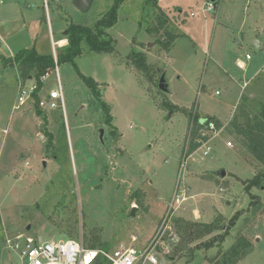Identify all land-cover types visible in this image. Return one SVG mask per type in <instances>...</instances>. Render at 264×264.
<instances>
[{
	"label": "rangeland",
	"instance_id": "obj_1",
	"mask_svg": "<svg viewBox=\"0 0 264 264\" xmlns=\"http://www.w3.org/2000/svg\"><path fill=\"white\" fill-rule=\"evenodd\" d=\"M45 1L31 0L38 9L25 17L36 30L39 18L45 20L47 12L51 15V31L45 21L40 39L45 43L43 49L58 59L69 45L68 27L94 28L115 0H93L85 12L74 0ZM211 2H124L117 24L107 31L114 41L113 53L90 52L82 45L83 54L75 60L83 75L102 84L105 100L111 105L109 113L115 118L108 124L99 99L79 78L74 65L60 64L65 113L58 109L48 114L54 140L46 130L47 148L39 147L35 140L38 120L25 113L35 105L28 102L23 109L12 110L17 92L13 68L17 66L6 65L18 46L25 48L30 43L23 35L9 42L0 38V133L10 120L13 124L6 139L0 134V160L6 162L0 178V264H11L14 258L17 261L6 243L19 235L45 241L83 236L89 248L95 245L113 252L126 245L144 251L151 248L161 227L163 246L151 248L159 264H206L204 254L210 262L230 264L224 260L231 248L245 242L251 244L247 249L252 252L240 264L264 263V178L258 186L246 188L255 176L264 173V166L243 147L242 138L230 125L235 116L245 124L247 119L250 123L264 121V46L260 52L250 43L257 37L264 44V16L255 13L247 0H214L217 11L203 14V6ZM257 3L263 10L264 0ZM8 5L7 1L5 7ZM167 8L177 11L163 10ZM6 9L1 12L0 25L16 23L20 13L14 7ZM178 12L187 18V26H182ZM225 28L233 32L229 40ZM240 32L249 34V39L239 43L243 38ZM168 33H180L174 50L159 44ZM63 39L65 46H53ZM132 51L145 56L148 74L134 66ZM216 53L220 60L225 58V73L215 63ZM248 53L250 61L245 58ZM238 59L247 62L245 72L236 65ZM162 78L166 91L160 89ZM57 88L53 71L46 89ZM195 112L201 123L210 117L205 115H212L221 118L223 126L212 132L203 130L202 138L207 141L186 157L190 117ZM27 116L32 119L25 123ZM207 144H212V151L204 155ZM25 158H31L30 171L21 163ZM222 171L227 173L224 180L216 176ZM215 180L225 181L229 196H221ZM183 190L197 197L192 200L188 196L189 200L182 202ZM193 203L205 218L196 220L186 211L184 206ZM217 208L227 217L214 214ZM212 223L219 224L220 230L204 234V225ZM188 227L198 230V237L186 235ZM258 235L260 243L255 241ZM211 243L213 247L208 248ZM140 264L152 263L142 260Z\"/></svg>",
	"mask_w": 264,
	"mask_h": 264
},
{
	"label": "trees",
	"instance_id": "obj_2",
	"mask_svg": "<svg viewBox=\"0 0 264 264\" xmlns=\"http://www.w3.org/2000/svg\"><path fill=\"white\" fill-rule=\"evenodd\" d=\"M126 1L127 0H115L110 10L105 14V16L97 21L94 28L71 24L66 31L69 45L65 48L64 52L58 55L57 59L58 65L63 63H72L74 65L79 78L84 84L87 85L92 94L99 99L100 106L107 117L108 124H111L112 117L109 113V105L102 100V90L100 89V85L92 78H87L84 76L80 72L79 68L75 65V60L83 54L82 45L88 47L90 52L98 54L113 53L114 41L108 35L107 31L117 24L118 11ZM164 18L167 19L166 17ZM161 24L163 23L161 22ZM149 32L153 34V31ZM178 38L179 36L168 33L167 39L160 40L159 44L163 47V49L168 50ZM131 57L137 70L144 74L149 73V65L147 64L145 56L142 53L132 51ZM9 62L17 66L18 71L20 72V77L23 80L27 79L29 76H34L39 87L42 86L40 81L41 77H43L49 70L56 68L55 60L52 55H40L35 51V49L22 50L17 55H15V57L11 58ZM149 79L152 80L151 77H149ZM35 97L38 98L37 95H35ZM36 109L40 114L38 106H36ZM262 112V115L264 116V111ZM242 114H244L243 110ZM238 118L239 117L235 116V118L231 121V127H233L237 136L242 138L241 142L243 147L249 151V153L255 158L257 162L264 166V121L257 120L254 123H250V119H247L245 124L240 123ZM201 119L202 118H200L197 112H195L194 115L190 117L191 128L188 133V139L190 143L188 144L189 147L185 153L186 157H189L191 154L196 152L201 147L202 143L207 141L206 139L202 138L200 134V130L204 127V124L208 125L210 122H213L215 123L217 129H220L223 126L218 119L206 117L204 118V123H201ZM262 178H264V173L255 176L249 182L246 188L249 189L251 187L258 186L262 181ZM138 204H141V202L138 201ZM184 225L186 226L187 223ZM219 226V224L216 225L215 223L204 225V234L210 235L220 230ZM197 233L198 230H193V227H188L186 229V235L188 236L194 237L197 235ZM207 247L212 248V243ZM250 247L251 244L249 242L233 246L230 250L231 254L229 252L230 255L224 260V263L229 261L230 264H237L238 261L249 254V249L247 248ZM90 248L97 249L95 245L90 246ZM245 249L247 250L245 251Z\"/></svg>",
	"mask_w": 264,
	"mask_h": 264
},
{
	"label": "built area",
	"instance_id": "obj_3",
	"mask_svg": "<svg viewBox=\"0 0 264 264\" xmlns=\"http://www.w3.org/2000/svg\"><path fill=\"white\" fill-rule=\"evenodd\" d=\"M209 10H215L213 2L208 4ZM56 56V55H55ZM57 57V56H56ZM55 59L56 68L49 70L40 81L42 86L39 87L37 81L31 86L26 85V81L22 78L19 86V96L15 109H21L28 102L44 112L56 111L58 109H65V99L62 85L59 79L57 58ZM247 60H251V55L246 56ZM241 69H245L238 62ZM55 72L57 76V89L50 90L47 94H43L44 84L49 76ZM245 87L247 84L244 85ZM37 95L38 98L35 97ZM208 129L211 132L216 131V125L210 122L208 125L200 130L201 136H205L203 130ZM232 147L231 143H228ZM178 198L176 202L185 201V198ZM163 230L161 227L156 237L154 238L151 248L163 246ZM7 249L14 256L17 261L11 264H140L142 260H148L152 264H158V258L153 254L150 247L144 251H138L132 246H121L113 252H107L102 249H92L86 247L84 238L81 236L77 239H67L66 241H45L42 237H33L29 235H19L13 239L7 240Z\"/></svg>",
	"mask_w": 264,
	"mask_h": 264
},
{
	"label": "crops",
	"instance_id": "obj_4",
	"mask_svg": "<svg viewBox=\"0 0 264 264\" xmlns=\"http://www.w3.org/2000/svg\"><path fill=\"white\" fill-rule=\"evenodd\" d=\"M7 1H8V3H9V5H8V7H5L6 6V3H7ZM45 1V0H44ZM226 1H231V0H226ZM45 2H47L48 3V1L46 0ZM74 2H75V0H74ZM207 2H208V0H207ZM212 2L214 3V0H212ZM247 2H250V6H253L254 7V9H255V13H259L260 14V16H261V18L264 16V9L262 10L261 9V5H259L258 3H257V0H247ZM49 5V4H48ZM206 5V4H205ZM205 5L203 6V10H202V13L203 14H207V12H211V10H209L208 9V4L206 5V7L207 8H205ZM10 7H14L16 10H17V13L19 14L20 13V17L17 19V21H16V23H13V24H11V25H8L7 23H5L4 25H0V38L4 41V42H9V41H11L12 39H14V38H16L17 36H20V35H23V36H25V38H27V41H29V46H28V43H27V45L26 46H28V47H25V48H23L24 46H18V50H16L17 52H13V54L11 55V58L14 56V54L15 53H18V52H20V51H22V50H26V49H35V51L38 53V54H40V55H48V50H44L43 49V46H44V41H43V38L42 39H40V37H41V35H42V27H43V25L45 24L44 22L45 21H47L46 23L49 25V29H50V31H51V26H50V24H51V21H50V18H51V15L50 14H48V12H47V15H45V17L43 18V19H45V20H41V18H39V23H38V26H37V28H36V30L34 29V28H32L31 26H30V22H29V20H27L26 19V17H25V13H27V12H30V11H33V10H35L36 8L38 9V5L37 4H34V2H31V0H0V16H1V12L2 11H5V10H7L6 8H10ZM252 7V8H253ZM162 9V8H161ZM217 5L215 4V11H217ZM164 11H168V12H172V11H177V9H170V8H167V9H163ZM4 13V12H3ZM181 12H178L177 13V15H181L180 17L182 18V26H187L188 25V20H187V18H185V17H183V14H180ZM167 15V14H166ZM169 16V15H168ZM190 16L192 17V18H195V16H196V14H195V12L194 13H191L190 14ZM216 16V15H215ZM193 22V21H192ZM181 26V27H182ZM180 27V28H181ZM179 28V29H180ZM223 28H224V26H223ZM226 29V33H227V36H228V40H229V38L232 36V31H230L229 29H227V28H225ZM222 30V29H221ZM66 34V36H67V33H65ZM239 35L241 34V36H243V38H242V40L241 41H239V43H242V41L244 42L245 41V38L246 39H249V38H247V37H249V34H247V35H244V33H242V32H240V33H238ZM39 35V36H38ZM258 35V34H257ZM178 36H180V33H178ZM182 36V35H181ZM9 39H11V40H9ZM68 39V38H67ZM64 40V39H63ZM180 39H177L174 43H173V45L171 46V48H172V50H174V48H175V46H176V44H177V42L179 41ZM251 40V44H254V46H255V48L257 49V50H259L260 52L263 50V46H264V44L262 43V42H260L259 40H258V38L257 37H255V38H251L250 39ZM60 41H62V40H60ZM60 41H58V40H56L55 42H53V46L54 45H58V43L60 42ZM66 41V40H65ZM247 42V41H246ZM57 43V44H56ZM66 43H67V41H66ZM66 45V44H65ZM219 46V45H218ZM60 47H62V46H60ZM247 55H251V54H246V56ZM166 56H167V58L168 59H170L169 58V53H166ZM246 56H245V58H246ZM214 58H216V61L217 62H215L216 64H217V66L218 67H220V69L222 70V71H224V69H226L225 67L227 66L226 65V63H225V58H223V60H220V58H219V56H217V53L215 54V56H214ZM0 59H2L1 57H0ZM251 59H252V57H251ZM169 61H171V60H169ZM246 61H250V60H247L246 59ZM246 61H243V60H236V65L238 66V62L242 65V66H244L245 67V69L243 70V69H241L239 66H238V68H240L242 71H246L247 70V62ZM3 63V62H2ZM4 65H6L5 63H3ZM11 66L12 64L9 62V64H7L6 66ZM8 66V67H9ZM13 66H14V64H13ZM12 67V66H11ZM13 70H14V74L16 75V80H14V81H16V84H17V87H16V90H17V92H16V101H15V104L13 105V108H12V110L13 111H19V110H21V109H23V107L21 108V109H15V105L17 104V99H18V96H19V80H18V78L20 79L21 77L19 76L18 77V75H17V73H19L18 72V70H17V68H13ZM260 70H258L257 72H256V74L259 72ZM224 73H225V71H224ZM256 74H255V76L253 77V78H255L256 77ZM19 75H20V73H19ZM51 76V75H50ZM49 76V77H50ZM56 76V75H55ZM85 76V75H84ZM57 77V76H56ZM34 76H29L27 79H24L28 84H26V85H28V86H31L33 83H34ZM59 79H60V77H59ZM94 80V79H93ZM35 81H36V79H35ZM96 81V80H95ZM249 81L250 80H247L245 83H247L248 82V84H249ZM46 82H48V79H47V81ZM46 82H45V84L43 85L44 86V91H43V94L45 95V94H47L48 93V91H47V89H46ZM61 82V81H60ZM99 85H102L101 83H99L98 81H96ZM104 83V82H103ZM245 83H243V88H245L244 87V84ZM30 84V85H29ZM107 83H105V85H106ZM62 85V84H61ZM108 85V84H107ZM62 89H63V87H62ZM100 89L103 91V101L104 102H106L108 105H109V107L111 106L106 100H105V98H106V95H105V92H104V88L103 87H101L100 86ZM106 93H107V91H106ZM219 92H216V94H218ZM243 93V92H242ZM239 105V104H238ZM238 105L236 106V107H234V110H233V114H234V112L236 111V109H237V107H238ZM174 106V105H173ZM24 107H26V106H24ZM112 109H113V107H112ZM40 110V109H39ZM51 112H55V111H50V112H44V111H42V110H40V114L37 112V109H36V106H35V108L33 107V105L32 106H30L29 108H26V111H25V113H27V114H29L30 116H31V113H32V115H33V118L37 121V123H38V129L36 130V132H35V140H36V142L37 143H39L38 144V146L39 147H44V148H47V143H46V139H47V135H45V132H46V130H49V133H50V136H51V138L54 140V133H53V131L51 130V126H50V123H49V121H48V114L49 113H51ZM62 112L63 113H65V109H63L62 110ZM112 114H114L113 113V110H112ZM232 114V115H233ZM26 114H23L22 116H21V119H24V116H25ZM111 115V114H110ZM205 115V114H204ZM231 115V116H232ZM114 116V115H113ZM112 115H111V117H113ZM205 116H210V117H214V118H216V119H218V120H221L222 122H223V120L221 119V118H218L217 116H212V115H205ZM39 118H41V119H39ZM114 118H115V116H114ZM29 119H32V117H30L29 118V116H27V117H25V123H28L29 122ZM228 119H226V120H224V121H227ZM1 121V120H0ZM12 123H11V120L9 121V123H8V125H7V127H4L3 128V133H0V134H2V137H3V139H6L7 138V136L10 134V132H11V128H12ZM116 127H118L117 125H116ZM44 132V133H43ZM42 139H45V142L44 141H42ZM9 140L7 139L5 142H8ZM210 144V143H209ZM209 144H207L206 146H204V155H207V154H209L211 151H212V144L211 145H209ZM232 147H233V145H232ZM203 149V148H202ZM27 152H28V150H27ZM31 159V158H30ZM30 159H22V161H21V163H22V165L23 166H25L26 165V167L24 168V170L25 171H30L31 170V168H32V165H31V160ZM26 161H27V163H26ZM4 164H6V162H4V161H2L1 162V160H0V178L2 177L1 175H4L3 174V170H4V168H5V166H4ZM44 166H47V164H46V161L44 162ZM3 169V170H2ZM220 175V173H218V174H216V176L218 177ZM221 176V175H220ZM227 177V173H226V176L225 177H222L221 176V178H222V180H224L225 178ZM202 180H200V182H201ZM215 182L217 183V186H218V188H219V192H220V194H221V196L222 197H225V196H229L230 195V189L229 188H227L226 187V185H225V181L224 182H218L217 180H215ZM187 189H189V191H192L191 190V188L189 187V188H187ZM208 192V191H207ZM206 194V193H205ZM183 196H185V201H183V202H186V201H188L189 199H188V196L192 199V200H195V197H197V195L196 194H193L192 193V195L190 196V195H187V193L183 190ZM194 198V199H193ZM230 203H228V205H229ZM223 205V203L222 204H220V205H218V206H222ZM195 206H196V203H195ZM184 207H186V211L187 212H190V213H192L193 214V216H194V218L196 219V220H199V219H201V218H203V216H204V218H205V215L203 214L204 212L203 211H201V210H199L197 207L195 208L194 207V203L193 204H191L190 206H184ZM217 213H219V214H221V215H223L224 217H227V215H224V214H222V212H220V210H219V208H217L216 209V213H214V214H217ZM263 213H264V210H263ZM192 214H190V215H192ZM203 222H207V221H203ZM261 240H262V238H261V235H258L257 237H256V243H260L261 242ZM126 246V245H125ZM256 246H257V244L256 245H254V247H252V249H253V251L255 250V248H256ZM97 249H99V248H97ZM252 252V251H251ZM251 252L247 255V256H245L244 258H242L240 261H238L237 262V264H240L242 261H244V259H246L247 257H249V255L251 254ZM207 255L206 254H204V261L206 262V264H214L215 262H210V261H208L207 259H208V257H206ZM194 258H195V256H194ZM193 258V259H194ZM158 264H159V261H158ZM187 264V263H186ZM262 264H264V263H262Z\"/></svg>",
	"mask_w": 264,
	"mask_h": 264
},
{
	"label": "water",
	"instance_id": "obj_5",
	"mask_svg": "<svg viewBox=\"0 0 264 264\" xmlns=\"http://www.w3.org/2000/svg\"><path fill=\"white\" fill-rule=\"evenodd\" d=\"M93 0H75L74 5L80 10V11H88L90 9V6L92 4ZM160 89L163 91H166L165 84H164V78L160 80ZM222 177L226 176V172L222 171L220 173ZM137 208H134V212ZM30 230V227L28 228Z\"/></svg>",
	"mask_w": 264,
	"mask_h": 264
},
{
	"label": "bare ground",
	"instance_id": "obj_6",
	"mask_svg": "<svg viewBox=\"0 0 264 264\" xmlns=\"http://www.w3.org/2000/svg\"><path fill=\"white\" fill-rule=\"evenodd\" d=\"M65 44H66V41H65V40H62V41H60V42L58 43L59 46H65Z\"/></svg>",
	"mask_w": 264,
	"mask_h": 264
}]
</instances>
